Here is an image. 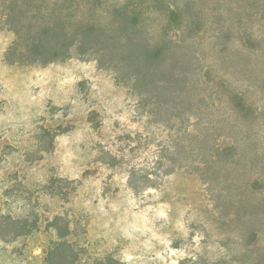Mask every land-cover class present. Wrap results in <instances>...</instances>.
<instances>
[{"label":"rangeland","instance_id":"rangeland-1","mask_svg":"<svg viewBox=\"0 0 264 264\" xmlns=\"http://www.w3.org/2000/svg\"><path fill=\"white\" fill-rule=\"evenodd\" d=\"M170 1L189 4L194 19L176 47L186 61L163 72L180 78H166L158 107L141 105L93 57L7 62L14 35L0 17V217L12 221L0 228L37 222L27 235L0 238V264H47L60 240L56 217L69 229L73 264H264V211L245 206L242 182L232 181L240 176L226 174L221 159L208 164L214 144L236 134L232 114L209 125L225 113L217 78L238 88L249 74L246 102L253 117L264 115V89L256 90L264 64L237 44L247 34L264 48V0ZM242 58L252 68L235 76ZM145 77L141 91L155 93Z\"/></svg>","mask_w":264,"mask_h":264},{"label":"trees","instance_id":"trees-1","mask_svg":"<svg viewBox=\"0 0 264 264\" xmlns=\"http://www.w3.org/2000/svg\"><path fill=\"white\" fill-rule=\"evenodd\" d=\"M0 17L2 26L14 35L5 52L7 62L48 65L74 56L93 57L101 67L114 73L117 82L137 93L141 105L158 107L165 104L161 94L166 98L171 86L166 78L175 85L180 78L176 72L166 75L163 72L167 63L180 66L186 61L187 54L179 53L176 47L187 40L179 34L190 27L194 14L189 4L170 0H0ZM149 20L159 23L151 28L147 25ZM237 41L241 50L249 49L255 60L264 64V48L251 45L252 36L244 34ZM258 42H263L264 46V39ZM219 59L225 62V58ZM239 60L234 68L235 76L252 68L243 58ZM147 72L151 75L153 94L141 91ZM222 73L226 75V72ZM248 75L240 79L244 85L238 88L219 78L217 83H212L213 87H221L212 91L217 98L218 95L224 98L225 113L213 117L214 121L209 125L218 127L234 115L231 128L236 129V134L214 144L208 164H216L221 159L226 174L240 176L233 177L232 181L235 184L242 182L245 206L264 211V115L253 117L251 105L246 102V88L253 89ZM262 89L264 83L256 88L257 91ZM171 92L170 99L178 98L173 90ZM198 110L196 108L195 113H199ZM191 116L199 121V116ZM199 163L206 167L201 173L208 175V164ZM4 219L11 221L0 217V221ZM60 221L61 217L55 218L60 240L51 244L47 264H53V261L73 264L78 259L73 244L65 240L69 229L60 230L56 225ZM12 224L1 226L0 238L27 235L36 228L37 222L21 230L11 227ZM114 264L120 263L114 261Z\"/></svg>","mask_w":264,"mask_h":264}]
</instances>
